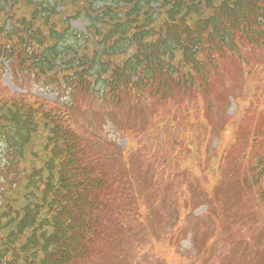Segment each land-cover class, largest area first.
<instances>
[{"label":"trees","instance_id":"1","mask_svg":"<svg viewBox=\"0 0 264 264\" xmlns=\"http://www.w3.org/2000/svg\"><path fill=\"white\" fill-rule=\"evenodd\" d=\"M58 1L64 12L56 5L5 0L25 9L0 20V61H9L13 72L36 74L47 87L56 86L61 77L77 94L74 104L100 84L96 93L111 104L130 98L138 101L136 108L139 98L169 100L184 91L191 105V94L209 87L221 59L231 56L243 62L244 51L264 48V0H109L99 8L97 0ZM5 11L1 6L0 19L7 17ZM80 17L88 20L87 34L70 25ZM192 81L190 89L186 82ZM63 107L20 93L0 101V137L9 157V168L1 174L8 180L18 176L13 170L27 168L26 185L15 201L10 207L0 205V231L6 230L0 264L10 255L8 264H91L97 259L103 219L108 208L116 209L113 200L119 194L108 171L93 164L71 111ZM194 120L188 117L185 126ZM199 120L207 124L209 137V121ZM189 135L184 132V139H191ZM221 139L223 143L224 135ZM186 156L204 161L192 150L176 162L185 164ZM220 158L213 157L217 165ZM258 163L262 171L250 170L255 172L250 186L264 201V159ZM132 193L137 209L128 212L142 214L146 196ZM2 197L0 193V203Z\"/></svg>","mask_w":264,"mask_h":264},{"label":"rangeland","instance_id":"2","mask_svg":"<svg viewBox=\"0 0 264 264\" xmlns=\"http://www.w3.org/2000/svg\"><path fill=\"white\" fill-rule=\"evenodd\" d=\"M86 22L84 20H76L73 23V26L77 29H84L85 28ZM263 57L264 60V55H260V58ZM238 64L232 60H230L227 63V70L228 72H234L235 69H238ZM257 74V73H256ZM254 74V75H256ZM264 74V71H263ZM2 79V83L4 84L5 87H8L9 90L15 91L16 88L14 87L10 74L8 72H5L3 75L0 76ZM242 79L239 82V91L235 90L237 94L240 93L243 86V77L244 74H241ZM253 78V77H252ZM22 81H24L22 79ZM227 82V81H226ZM32 88V87H31ZM6 89L3 88V91ZM38 95L44 96L48 99L54 100L55 95L52 93H45L41 92L40 90L36 91ZM223 90L220 88V83L216 84L210 93L208 94L207 97V105L204 107V110H199L198 109V104H195L193 107H190L193 110V113L195 114H200L204 113V116L209 118L211 121L214 131H213V139L211 140V143L209 145V153H212V148L215 147L218 142H219V131L222 130L224 127V132L225 134H229L228 128L229 125L227 123V119L225 117L226 114L230 115H235V113L238 110V107H242V105H238V102L235 101V103L231 102L228 104L224 101H222V94ZM45 94V95H44ZM256 100L259 102L260 100L264 103V91L262 90L258 93ZM195 101V99L193 100ZM222 101L220 104L219 102ZM239 108V109H240ZM176 109V105L174 103H166L164 104L163 102H156L155 104L151 105V111L149 110L148 113L146 111V116L148 118V123L147 125H150V122L153 119V115L157 113H166V112H171ZM102 117L100 118V121L96 117V114L90 109V114L85 115V116H79L80 118V123L82 127H84L86 130H88V135L90 137V151L96 155L97 160L99 161L100 159L103 161V168L107 169L110 171L112 174L116 175L117 182L118 184L120 180L122 179L121 175V170L120 168L122 166V162L126 161L127 159L123 158L121 155L123 149L126 150L127 147L133 146L134 149L138 148L139 150L137 151L136 154H134L131 157L132 164L135 167H139L140 164H138V161L142 162L143 160H147L150 165H151V173H155V169L158 167L159 169L162 167V173H165L167 176L170 175L172 165L169 163L168 160V154L166 152L167 147L170 146V139L172 134L176 136V138L179 137L180 135V126L183 124V122L180 120L179 122H175L176 126L173 128H165L162 125H160L156 131H153L155 134H157L156 139H151L148 138L150 135L148 134H143L142 139L135 138L134 141L129 143L128 146V140L127 137L124 135V130L127 129V127H124L126 125V120L124 117L133 119V122L136 125L142 124L140 121L142 120L144 115H139L137 116H131L128 113L122 112V111H117L116 113H109L106 109H104L102 112ZM179 113V114H178ZM177 113V116H183V112L179 110ZM94 122H101V126H98ZM146 125V126H147ZM248 127H251V124H247ZM134 127V126H131ZM151 128V127H150ZM147 129V128H146ZM122 130V132H121ZM253 136V134H252ZM148 138V139H146ZM240 139H244V133H240ZM226 143V142H225ZM229 140L226 144H224L223 149H225L228 146ZM177 146L181 145L182 142L179 140V142H176ZM246 144L245 140H239L236 144V148L233 149V151H226L224 156H227L224 164L222 165V169L225 173L230 172L231 170L233 171V180L228 181V183L233 182L234 180L243 178L242 173H244L250 166V164L253 161H256V159L260 158L262 155H264V148L260 145L257 144V149L255 151H250L253 155L251 157H247L246 159L243 160V162L240 160L241 156L238 154H244L242 152L244 145ZM164 151L163 159L160 163L157 164L156 159L160 155V153ZM109 155H112L113 161L108 157ZM167 164V165H166ZM189 164L191 162L189 161ZM165 165V166H163ZM195 169L197 170L196 173L200 174V167L196 166ZM119 175V176H117ZM164 174H161L158 176V183L155 185L154 188L158 189L161 188L163 190V187H160L159 183L161 181L163 182ZM166 184H173L174 186L177 185L179 180L173 179L172 177H169L166 180ZM147 184H151V182H148ZM165 188V187H164ZM192 192H193V197L190 200V203L192 204H198V207H202V209L196 210L194 216L192 218L197 220L199 225H201L206 231V234L204 231L202 232V238L204 240H209L210 235H211V230L208 229L207 224L205 223L206 215L204 212L206 211V208H208V203L207 202H202L198 195L195 194L194 191V184H191ZM9 199L12 200L17 197L16 192H10L8 194ZM121 199L119 200L120 207L118 209V206L116 205V209H114V218L111 217L109 214L106 218V223H107V232L111 234L114 237L113 243L110 245L111 247H116L118 250L114 253V256L110 254L108 257L107 253L109 252L107 249L102 248L97 254H94L97 256L98 259L93 260L91 263L92 264H197L199 261L198 258L193 257L190 254H185L182 252V249L180 246L176 244V241L178 239L171 238L169 236H165L163 234L157 235L152 243H150L149 247L144 246L142 248L143 251L137 249V246H139V243L141 242L143 244V240L147 239L149 234L148 231L145 233L144 227H141L138 231L140 233L139 238H134L137 240L136 242H132V237H128L125 239L124 236L116 237L113 235L112 231L115 230L117 227V221L116 219L120 222L118 223H125L129 224L132 222L133 216L129 215L127 210H130L132 207V202L134 201L133 197L130 195L126 196H120ZM116 202V199L114 200ZM137 209V208H135ZM185 212H188V208L185 210ZM187 220H189V217H185ZM166 222L163 223L161 226V230H163L164 225ZM138 223H135V226H137ZM153 226V223H151ZM206 225V229H205ZM180 227V224L177 222V220L173 217L172 223L168 221L166 223L165 228H172V229H178ZM127 229L125 230V232ZM244 234L249 233L248 231L242 230ZM107 237V236H106ZM191 235L189 234V237L187 239H190ZM125 239V240H124ZM184 237L181 236V240H183ZM264 239V237H263ZM188 246L191 248L192 252L196 251L195 248V243L193 239H190L187 241ZM106 244V243H105ZM104 244V245H105ZM186 245V242L183 243ZM217 247L221 245L220 241L217 242ZM234 243L232 242H227L224 244L221 248L222 253H228L229 257L228 259L225 258L223 263L220 264H264V262H257L254 261L248 257L247 254H243L241 251H239L238 248L233 247ZM232 247V248H231ZM97 251V250H96ZM113 251V249H111ZM204 252V250H203ZM145 254V255H144ZM108 257V258H107ZM125 258L127 261L125 262ZM220 258H223L221 256Z\"/></svg>","mask_w":264,"mask_h":264}]
</instances>
